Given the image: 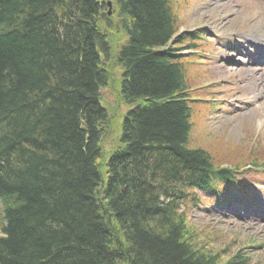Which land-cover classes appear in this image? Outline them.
Segmentation results:
<instances>
[{
    "label": "trees",
    "instance_id": "obj_1",
    "mask_svg": "<svg viewBox=\"0 0 264 264\" xmlns=\"http://www.w3.org/2000/svg\"><path fill=\"white\" fill-rule=\"evenodd\" d=\"M113 1L130 108L100 163L106 0H0V264H228L195 246L178 211L186 189L231 173L188 146L192 105L167 46L177 35L169 0Z\"/></svg>",
    "mask_w": 264,
    "mask_h": 264
},
{
    "label": "rangeland",
    "instance_id": "obj_2",
    "mask_svg": "<svg viewBox=\"0 0 264 264\" xmlns=\"http://www.w3.org/2000/svg\"><path fill=\"white\" fill-rule=\"evenodd\" d=\"M108 1L112 2L110 10L107 8L108 19L102 20L100 24L108 32L111 45V57L103 59L110 76L107 83L99 89V93L101 102L108 111V120L110 121L101 138L103 156L99 158L100 163H103L109 151L120 143V123L128 109L126 103L121 99L119 88L123 69L116 60L117 52L126 41L127 36L122 28L116 4L113 0ZM242 1L246 4L238 9L239 14L235 15L237 5ZM258 2L260 1L169 0L174 19H176L177 34L180 31L196 29L202 24L224 27L225 23H228V28L225 27L227 32L240 25L245 27L244 32H247L248 35H257L258 38H261L264 37V23H262L264 20L259 22L258 19H250L252 17L248 15L252 10L251 7L258 5ZM248 20L251 22L245 26L244 22ZM260 23L263 25L261 30L258 27ZM206 45L209 46H204L202 53L205 55L215 53L210 44ZM182 52L186 53L183 50ZM210 60V65L201 68L192 65L185 66V83L190 97L197 99L194 100L197 109L200 97H222L223 101L228 102L236 94L247 95L261 91L263 86L260 83L264 84V74L262 72L254 73V67L247 68L248 59L243 58L244 62L240 69H234L231 63H228L227 50L220 58L217 54ZM206 83L214 85V94H211V89ZM225 92L228 93L224 94ZM212 108H214L213 105ZM254 108L247 112L244 110L235 112L232 108L224 110V113L216 116L209 112L205 115L209 108L197 110V113L192 108V127L188 146L204 147L209 152L213 163L222 167L235 164L243 165L245 162H236L245 159H255L253 161L257 163L264 161V96L258 98ZM258 128L260 129L259 139L253 143L250 137ZM250 178L264 184V179L261 176H250ZM255 189L258 191L257 194L247 193L246 195H261L264 200V187ZM252 190V188L248 189V191ZM242 199L245 201L246 196L243 195ZM180 209L184 213L186 225L192 234L191 241L195 246L216 253L217 256L219 255L220 261H226L233 255L238 264H264V220L260 222L249 220L242 215L230 217L221 207L216 205L195 206L192 199ZM235 255L238 257L235 258ZM239 259H245V262L241 263ZM126 263L124 260L121 262V264Z\"/></svg>",
    "mask_w": 264,
    "mask_h": 264
},
{
    "label": "bare ground",
    "instance_id": "obj_3",
    "mask_svg": "<svg viewBox=\"0 0 264 264\" xmlns=\"http://www.w3.org/2000/svg\"><path fill=\"white\" fill-rule=\"evenodd\" d=\"M258 1V0H257ZM260 2H258V5H253V7H251L252 8V10L249 12V13H252V12H254V15H257V14H259L258 12H260L261 10H264V6L262 5V4H260L261 3V0H259ZM250 6V5H249ZM251 8H249V9H251ZM247 11V10H246ZM252 15V14H251ZM109 121L110 120H108V121H106L105 123H104V128H105V131L107 130V126H108V124H109ZM103 150V149H102ZM116 263H118V260H116ZM121 264V263H120Z\"/></svg>",
    "mask_w": 264,
    "mask_h": 264
}]
</instances>
